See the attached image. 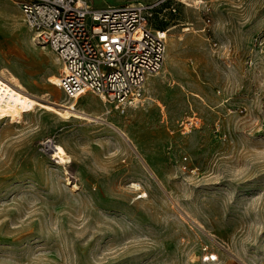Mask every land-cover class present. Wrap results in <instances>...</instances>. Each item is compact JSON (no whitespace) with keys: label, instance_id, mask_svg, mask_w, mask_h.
Here are the masks:
<instances>
[{"label":"rangeland","instance_id":"rangeland-1","mask_svg":"<svg viewBox=\"0 0 264 264\" xmlns=\"http://www.w3.org/2000/svg\"><path fill=\"white\" fill-rule=\"evenodd\" d=\"M12 1L0 0V67L22 80L6 61L39 47ZM175 1L154 18L168 34L165 67L136 106L0 121V264H264V0ZM39 49L51 76L24 86L69 101L52 83L62 66ZM48 139L72 162L44 154Z\"/></svg>","mask_w":264,"mask_h":264},{"label":"built area","instance_id":"built-area-1","mask_svg":"<svg viewBox=\"0 0 264 264\" xmlns=\"http://www.w3.org/2000/svg\"><path fill=\"white\" fill-rule=\"evenodd\" d=\"M14 1L33 44L52 51L62 66L57 86L69 100L93 93L111 109L125 113L140 103L149 78L165 67L168 34L154 18L161 11L176 13L175 0L100 9L87 0ZM56 148L50 139L41 144L44 154L64 165L55 156ZM74 181L70 176L69 183ZM207 261L215 258L208 256Z\"/></svg>","mask_w":264,"mask_h":264},{"label":"bare ground","instance_id":"bare-ground-1","mask_svg":"<svg viewBox=\"0 0 264 264\" xmlns=\"http://www.w3.org/2000/svg\"><path fill=\"white\" fill-rule=\"evenodd\" d=\"M87 2L90 3V0H87ZM23 19L25 20L24 17ZM25 24L27 25L26 20ZM12 45L10 46L11 48L8 49L13 50L15 53L16 50H14V46L12 47ZM1 56L4 55L0 54V57ZM52 83L57 85L59 83V76L54 78ZM53 92L54 95H56L55 91ZM86 94L87 93L79 96L74 101L64 100L61 102L57 101L56 99H50V94L47 93H44L42 96H36L30 94V92L24 86L22 80L14 72L6 67H0V121L8 120L11 123L20 124L22 123L26 114H31L37 110H45L46 112L54 113L62 119L67 120H71L73 118L78 120L100 119L101 117L94 118L89 114V112L79 108V102ZM54 151L56 153L55 156L60 159V163L66 164L72 162V157L62 145H57V148L54 149ZM133 185L136 190L141 189L139 184L135 183ZM146 197H148V194L140 196V199Z\"/></svg>","mask_w":264,"mask_h":264},{"label":"crops","instance_id":"crops-1","mask_svg":"<svg viewBox=\"0 0 264 264\" xmlns=\"http://www.w3.org/2000/svg\"><path fill=\"white\" fill-rule=\"evenodd\" d=\"M33 51H34V58L32 59H29L27 57L25 58L24 54H22V52L20 51L21 55L19 57L22 58L20 64H15V62L13 63V61L11 60L6 61L7 64L5 62L3 63L6 64L7 66L8 65L11 67L14 66L18 70L19 76L28 86L32 85V86H36V88H41V87L43 88L44 81L49 79V77L51 76L49 59L44 56V52L39 48H34ZM26 67H30L31 70L29 71ZM89 97L94 98L98 102L99 106L97 108H88L82 106V101H84L86 98ZM82 101L80 103L81 108L88 111L92 117L99 118L104 115L105 103L101 97L93 93H87L82 98Z\"/></svg>","mask_w":264,"mask_h":264}]
</instances>
